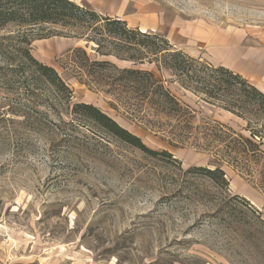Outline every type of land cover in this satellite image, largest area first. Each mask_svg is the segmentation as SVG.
Returning <instances> with one entry per match:
<instances>
[{
  "label": "rangeland",
  "instance_id": "rangeland-1",
  "mask_svg": "<svg viewBox=\"0 0 264 264\" xmlns=\"http://www.w3.org/2000/svg\"><path fill=\"white\" fill-rule=\"evenodd\" d=\"M71 1L103 15L118 5V0ZM120 3L124 16L149 4L165 22L178 17L214 28L264 29V0ZM0 38V264H264V195L253 186L255 176L223 166L227 189L185 176L182 170L206 166L209 158L192 148H172L130 121L125 112L154 122L153 109L140 108L133 94H124L113 71L89 75L81 68L70 53L76 48L86 49L91 60H106L91 53L84 40H36L35 33L11 25ZM26 38L33 40L31 55L54 68L72 90V103L91 104L149 149L169 151L181 170L172 160L144 155L90 124L84 123L83 131L63 124L68 122L59 115L64 106L53 102L47 88L7 75L6 60L22 71L17 63ZM107 60L118 68L133 67ZM141 68L158 75L153 66ZM168 79L164 74V86L196 112L195 124L208 119L242 129ZM236 195L260 217L246 203L229 206L228 196ZM224 205L230 213L224 209V214Z\"/></svg>",
  "mask_w": 264,
  "mask_h": 264
},
{
  "label": "trees",
  "instance_id": "trees-1",
  "mask_svg": "<svg viewBox=\"0 0 264 264\" xmlns=\"http://www.w3.org/2000/svg\"><path fill=\"white\" fill-rule=\"evenodd\" d=\"M10 25L25 33H35L36 40L60 37L90 44L91 53L106 60H91L86 49L76 48L70 53L81 60V68L89 75L113 71L117 76L112 77H116L124 94H133L140 108L145 105L149 110L153 109L154 122L147 121L145 115L125 112L130 121L159 136L172 148H192L209 158L206 166L182 170L185 176L199 177L217 188L227 189L229 181L223 170L226 166L240 170L252 179L255 176L253 186L264 195V94L240 75L224 67H215L200 57L189 56L171 45L163 35L130 28L118 18L103 16L87 4L79 5L71 0H0V32ZM32 42L31 38L22 42L17 63L23 67L22 71L12 66L15 64H8L7 60L3 61L7 66L5 70L8 76L30 78L47 88L53 102L64 106L59 115L67 116L68 122L61 120L63 124L76 131H83L84 123L90 124L144 155L172 160L181 170L180 162L169 151L149 149L140 137L91 104L72 103V90L57 71L31 55ZM2 44L0 38V51ZM110 58L130 63L133 67L118 68L107 60ZM143 66H153L158 75L141 68ZM164 74L168 75L169 83L182 91L231 114L241 122L242 129L237 131L220 121L208 119L195 124L196 112L164 86ZM162 118L166 119V124H162ZM233 201L248 206L244 198L228 196L226 202L229 206ZM248 207L258 214L254 208ZM222 209L224 214V209L228 213V209L231 210L227 205Z\"/></svg>",
  "mask_w": 264,
  "mask_h": 264
},
{
  "label": "crops",
  "instance_id": "crops-1",
  "mask_svg": "<svg viewBox=\"0 0 264 264\" xmlns=\"http://www.w3.org/2000/svg\"><path fill=\"white\" fill-rule=\"evenodd\" d=\"M135 7L137 8L132 16H124L118 0L114 12L101 15L118 18L130 28L163 35L175 48L191 57H204L215 67L229 69L264 94V29L252 25L244 28H214L201 20L183 22L178 17L165 22L154 5ZM124 64L131 66L130 63ZM218 111L240 122L231 114Z\"/></svg>",
  "mask_w": 264,
  "mask_h": 264
}]
</instances>
